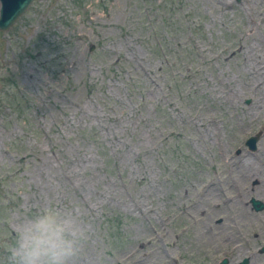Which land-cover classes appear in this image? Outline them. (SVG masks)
I'll return each mask as SVG.
<instances>
[{"label": "rangeland", "instance_id": "1", "mask_svg": "<svg viewBox=\"0 0 264 264\" xmlns=\"http://www.w3.org/2000/svg\"><path fill=\"white\" fill-rule=\"evenodd\" d=\"M251 196L264 0H32L0 29V264L49 204L89 229L75 264H264Z\"/></svg>", "mask_w": 264, "mask_h": 264}, {"label": "clouds", "instance_id": "2", "mask_svg": "<svg viewBox=\"0 0 264 264\" xmlns=\"http://www.w3.org/2000/svg\"><path fill=\"white\" fill-rule=\"evenodd\" d=\"M15 231L10 264H75L89 239V229L72 210L51 204L17 222Z\"/></svg>", "mask_w": 264, "mask_h": 264}, {"label": "water", "instance_id": "3", "mask_svg": "<svg viewBox=\"0 0 264 264\" xmlns=\"http://www.w3.org/2000/svg\"><path fill=\"white\" fill-rule=\"evenodd\" d=\"M31 1L32 0H0V29H7L15 21L16 17L24 11L26 6ZM260 133V130H257L254 133L249 134L244 139L243 143L248 150H254L256 148V142L260 136ZM249 202L254 210L264 209V203L258 198L251 196L249 198ZM258 251L264 252V244L258 248ZM224 263L225 260L222 259L221 264ZM236 264H247V258L243 257Z\"/></svg>", "mask_w": 264, "mask_h": 264}, {"label": "flooded vegetation", "instance_id": "4", "mask_svg": "<svg viewBox=\"0 0 264 264\" xmlns=\"http://www.w3.org/2000/svg\"><path fill=\"white\" fill-rule=\"evenodd\" d=\"M231 248H232V247H231ZM232 249H233V248H232ZM222 259L225 260V263H224V264H228V260H227L226 257H222V258L220 259V264H221ZM239 261H240V260H239ZM239 261H237V262H233L232 264H236V263H238ZM247 264H248V262H247Z\"/></svg>", "mask_w": 264, "mask_h": 264}, {"label": "bare ground", "instance_id": "5", "mask_svg": "<svg viewBox=\"0 0 264 264\" xmlns=\"http://www.w3.org/2000/svg\"><path fill=\"white\" fill-rule=\"evenodd\" d=\"M253 62V61H252Z\"/></svg>", "mask_w": 264, "mask_h": 264}]
</instances>
